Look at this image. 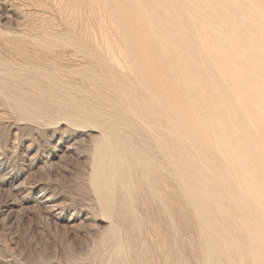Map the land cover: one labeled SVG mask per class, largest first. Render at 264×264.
Masks as SVG:
<instances>
[{"label":"rangeland","instance_id":"obj_1","mask_svg":"<svg viewBox=\"0 0 264 264\" xmlns=\"http://www.w3.org/2000/svg\"><path fill=\"white\" fill-rule=\"evenodd\" d=\"M204 16L232 41L216 48L233 70L264 71V0H0V264H205L177 149L148 117L174 108L156 40L197 56L207 80ZM126 141L142 162L122 184ZM102 168L114 183L97 181Z\"/></svg>","mask_w":264,"mask_h":264},{"label":"bare ground","instance_id":"obj_2","mask_svg":"<svg viewBox=\"0 0 264 264\" xmlns=\"http://www.w3.org/2000/svg\"><path fill=\"white\" fill-rule=\"evenodd\" d=\"M187 19L192 25L193 19ZM201 21L208 26L207 41L198 33L195 44L203 66L209 68L207 80L200 79L197 56H174L163 49L166 38L156 40L153 48L159 57L172 58L174 73L163 79L169 85L168 103L174 108L165 112L169 120L161 119L162 111L148 117L168 127L167 137L177 149L179 187L201 225L204 263L264 264V71L233 70L216 48L231 46L232 41L219 29H212L207 17ZM237 44L233 50L247 56L249 43L244 39ZM255 52L256 62L264 64V47ZM121 150L127 154L119 157L123 167L119 182L126 184L130 179L126 164L132 159L142 162V158L132 149L131 141L123 143ZM164 156L172 159L169 154ZM113 159L111 148L106 149L102 163L107 170L114 169L110 164ZM140 174L153 183L151 172L143 170ZM115 176L106 175L102 168L96 179L114 183Z\"/></svg>","mask_w":264,"mask_h":264}]
</instances>
